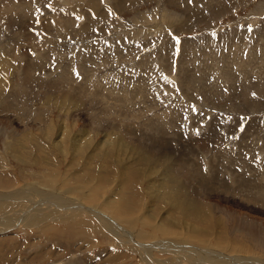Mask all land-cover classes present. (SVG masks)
Segmentation results:
<instances>
[{
    "label": "rangeland",
    "instance_id": "rangeland-1",
    "mask_svg": "<svg viewBox=\"0 0 264 264\" xmlns=\"http://www.w3.org/2000/svg\"><path fill=\"white\" fill-rule=\"evenodd\" d=\"M0 176V264H264V0H0Z\"/></svg>",
    "mask_w": 264,
    "mask_h": 264
},
{
    "label": "bare ground",
    "instance_id": "bare-ground-1",
    "mask_svg": "<svg viewBox=\"0 0 264 264\" xmlns=\"http://www.w3.org/2000/svg\"><path fill=\"white\" fill-rule=\"evenodd\" d=\"M156 163H158V161ZM2 177L0 176V190H1V188L5 187V183L3 182ZM56 195H54L55 197H53V196L42 197L43 202L45 204V208L47 210H44V211L40 210V214H39L40 216H39V223L38 224H40L42 221H44L48 217H49L48 219L59 218L61 215H66L71 210L76 211L75 208L81 209V210L85 209L88 212L94 213L93 209L88 207L87 204L86 205L83 204L82 202H80L81 203L80 205L84 206L85 208L84 209L81 208L76 203L77 200L73 199V197H71L72 198L71 199L69 196L56 197ZM176 197H177V202H176V204H174L176 207L177 206L178 207L184 206V208L187 212H189L191 210L194 211V208L191 206L190 202L181 198V194H176ZM3 199H0V203ZM66 199H68L69 201H66ZM33 201L34 202H31L29 200L27 203H24L23 205L21 204L20 207H18L12 213H8L6 211V209H1L0 210V227H1V225H5V227L0 229V234H5L9 231H13L15 228L19 229L20 226H22V227H34L35 224L33 222H35L36 219L38 218L36 211H37V207H39L40 202H36L35 200H33ZM196 209H195V211H196ZM25 213H27L29 215L27 218H24L27 215ZM199 214H200V211H199ZM95 216L98 217L102 221L101 222L102 225L105 228H107V230H109L113 233L122 235V236L127 237L130 240H132V242L135 244V248L140 250V254H141L142 258L149 264H156L147 258L149 250L166 251L167 253L170 252V250L168 249V247L166 245L157 244V243H144V242L141 243L129 231H127V230L120 231V230H122V228L119 227L118 225L115 226V225H110V224L105 223V221L100 217V215L98 213H95ZM195 216H197V215H195ZM218 222L219 221L217 220L214 223H218ZM142 249H145V250H142ZM215 249L207 248V247H199V248H196L194 250L188 249L186 252H183V253L178 252L175 255V262H172V258H170V261L168 263H165V264H189L190 261H192V262L196 261V263H197V261H199V262L201 261L200 264H220V261L218 260V257H217L219 254H221V255H219V257H223V255L225 254L226 257L230 258V259L225 258L226 264H243L240 262V260L238 258H236L234 256L237 254L229 255L230 253L228 254L226 252L221 251L220 249H218V250H215ZM195 253H197L200 256V258L197 256L198 257L197 260H195V258H196ZM247 259H249V258H247Z\"/></svg>",
    "mask_w": 264,
    "mask_h": 264
}]
</instances>
